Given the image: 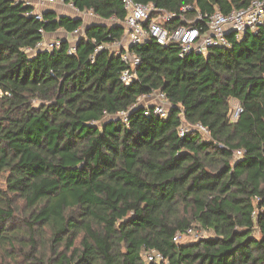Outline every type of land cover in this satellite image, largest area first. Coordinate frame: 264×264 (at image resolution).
Masks as SVG:
<instances>
[{"label": "trees", "instance_id": "1", "mask_svg": "<svg viewBox=\"0 0 264 264\" xmlns=\"http://www.w3.org/2000/svg\"><path fill=\"white\" fill-rule=\"evenodd\" d=\"M32 1L0 0V264H264V20L205 56L130 46L140 61L126 86L109 47L124 35L121 0H62L102 20L86 26L37 18ZM133 1L191 19L252 0ZM60 30H81L74 51L64 38L37 49ZM154 91L166 117L144 114ZM182 122L208 137L180 136ZM190 226L210 236L172 240ZM151 250L163 261L146 262Z\"/></svg>", "mask_w": 264, "mask_h": 264}, {"label": "built area", "instance_id": "2", "mask_svg": "<svg viewBox=\"0 0 264 264\" xmlns=\"http://www.w3.org/2000/svg\"><path fill=\"white\" fill-rule=\"evenodd\" d=\"M54 1L39 0V3ZM57 1L62 2V0ZM121 2L125 10L124 35L121 39L113 41L109 47L127 65L119 76L120 82L126 86L136 79L135 68L140 61L137 55L130 52V46L141 45L153 40L159 45L169 43L177 45L180 58L190 53L205 56L210 48L229 47L231 38L238 40L247 32H255L264 20V0H252L247 6L233 9L228 13H223L220 10H214L211 13L197 12L191 19L185 18L184 14H179L177 17L174 13L157 8L151 3L133 0H121ZM27 3L29 2L27 1ZM189 9V6H185L182 11L186 12ZM35 14L37 18L41 17L40 12L37 11ZM176 18L181 19L174 23ZM199 22L203 23V26H198ZM60 42L58 38L43 40L37 45V49L51 51L57 48ZM74 44H71L68 52L74 51ZM101 47L99 46L98 49ZM146 97L151 101V107H146L144 114L153 113L160 117H166L169 103L165 94L154 91ZM231 100L234 103L229 105L227 117L230 122L234 123L242 112V106L237 100ZM190 129L198 131L204 138L208 137L207 128L199 123L191 126L182 122L178 133L182 136ZM235 154L236 157H239L242 153L237 150ZM205 234L204 229L190 226L182 232H176L172 240L175 243H185L201 239L205 237ZM144 259L146 262H160L163 261V256L160 252L151 250L145 253Z\"/></svg>", "mask_w": 264, "mask_h": 264}, {"label": "crops", "instance_id": "3", "mask_svg": "<svg viewBox=\"0 0 264 264\" xmlns=\"http://www.w3.org/2000/svg\"><path fill=\"white\" fill-rule=\"evenodd\" d=\"M59 3H61V5H58ZM31 4L34 6L35 10L38 12L54 11L57 15H66V16H69L71 18H80V19H82L84 26L102 23V20L98 16H96L95 14H92V12H90V11L80 12L77 9H75L73 6H71L69 4H64V3L57 1V0H55L52 3L45 2L44 4H40L39 0H33L31 2ZM66 7H70L72 9H75L77 13L75 15H70L67 11H65ZM85 13H91L96 18V20H93L90 23H86L84 21ZM79 32H80V30L77 33H79ZM52 34H54V33H46L45 35L49 38ZM49 39H51V38H49ZM58 39H60V37H58Z\"/></svg>", "mask_w": 264, "mask_h": 264}, {"label": "rangeland", "instance_id": "4", "mask_svg": "<svg viewBox=\"0 0 264 264\" xmlns=\"http://www.w3.org/2000/svg\"><path fill=\"white\" fill-rule=\"evenodd\" d=\"M58 5H61V3H59ZM71 7V6H70ZM70 7H66V9H65V11H67L70 15H75L77 12H76V10L75 9H72V8H70ZM93 20H96V18L91 14V13H85V16H84V21L86 22V23H90V22H92ZM81 31V30H80ZM80 33V32H79ZM78 34V33H77ZM77 34H66L65 32H62L61 30L60 31H57V32H55L54 34H52L49 38H51V39H57L58 37H60V38H64V39H67L69 42H70V44H74L75 43V41H76V38H77ZM46 35H44V41H47L49 38L47 37ZM143 101L145 102V103H151V101L149 100V99H143ZM234 103V101L233 100H230L229 101V105H231V104H233ZM20 204V203H19ZM16 216H17V219L18 220H21L22 218H23V216H24V214L23 213H20V212H18L17 214H16ZM208 236H210V232L209 231H207V233L205 234V237H208Z\"/></svg>", "mask_w": 264, "mask_h": 264}]
</instances>
